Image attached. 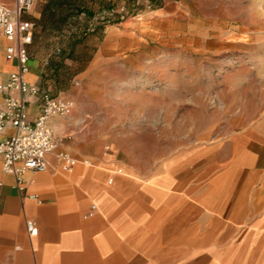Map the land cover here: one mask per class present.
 Here are the masks:
<instances>
[{
  "label": "rangeland",
  "instance_id": "374dc122",
  "mask_svg": "<svg viewBox=\"0 0 264 264\" xmlns=\"http://www.w3.org/2000/svg\"><path fill=\"white\" fill-rule=\"evenodd\" d=\"M84 2L90 14H79L62 29V36L39 29V47L46 44L54 50L50 60L57 67L49 69L61 96L71 99L75 91L79 97L94 96L103 76L105 90L116 93L119 115L125 118L114 138V162L120 168L110 169L102 194L125 214L123 223L142 226L145 189L153 187L148 182L169 173L160 172V164L180 151L185 158L205 134L216 136L264 120V0ZM40 8L37 0L27 14L36 15ZM111 8V21L96 19ZM103 25L115 27L116 34L104 33ZM100 47L102 56L96 59ZM88 68H111L117 78L110 80L99 69L86 72ZM143 94L144 117L137 115ZM92 180L80 190L87 203L99 208L94 193L100 191ZM181 193H190L188 184L181 186ZM253 220L219 234L217 240L224 243L211 248L218 253L213 263H206V255L191 259L167 252L160 264H264V224ZM199 235L208 240L205 233ZM134 264H142L141 257Z\"/></svg>",
  "mask_w": 264,
  "mask_h": 264
},
{
  "label": "crops",
  "instance_id": "0c3cea01",
  "mask_svg": "<svg viewBox=\"0 0 264 264\" xmlns=\"http://www.w3.org/2000/svg\"><path fill=\"white\" fill-rule=\"evenodd\" d=\"M4 1L12 4V0ZM38 1L42 7L46 0ZM40 11L25 15L34 23L26 79L53 96H61L49 69L57 67L50 60L54 50L45 48L46 44L39 47V29L47 31L35 23ZM103 26L110 37L116 34L115 27ZM55 32L62 36L63 30ZM6 45L0 36V83L15 66L5 58ZM102 49L97 50L96 59L102 56ZM95 69L110 80L117 78L111 68H88L86 72ZM102 78L94 96L70 93L74 102L71 112L49 120L57 148L46 154V170L23 175L25 190L17 188L12 174L3 172L0 157V264H134L135 257H141L142 264H160L167 252L178 258L206 255V263H213L218 253L211 248L224 243L217 240L219 234H230L252 219L256 225L264 224L263 214L253 218L264 211V120L216 136L205 134L185 158L180 151L168 163L160 164V172L168 169L169 173L148 182L153 187L145 189V225L123 223L125 214L102 193L110 169L120 168L114 162V138L125 118L119 115L116 93L105 90ZM141 97L138 110H142L137 115L144 117L145 95ZM148 105L147 110L154 102ZM27 112L30 119L37 116L36 98L29 99ZM11 133L0 132V140ZM64 151L78 160L71 171L60 168L58 154ZM88 178L100 191L94 193L99 208L95 202L87 203L85 191L80 190ZM187 184L190 193L186 195L181 186ZM92 204L96 210L86 217ZM26 220L35 222L36 235L27 233ZM204 233L208 240L199 235ZM242 257L244 261V252Z\"/></svg>",
  "mask_w": 264,
  "mask_h": 264
},
{
  "label": "built area",
  "instance_id": "2783aa9c",
  "mask_svg": "<svg viewBox=\"0 0 264 264\" xmlns=\"http://www.w3.org/2000/svg\"><path fill=\"white\" fill-rule=\"evenodd\" d=\"M37 0H12V4L0 0V36L7 41L5 58L14 61L15 66L7 79L0 83V132L12 130V133L0 140L2 170L12 174L19 190H25L23 175L35 173L47 168L46 154L57 148L49 120L53 117L67 116L74 107L70 98L53 96L48 90L26 79L29 72V46L33 41L34 23L25 19ZM99 14L96 19L103 20L111 15ZM30 98L38 100V114L30 119L27 106ZM62 163L61 170L71 171L78 162L68 152L58 154ZM86 163V161H84ZM33 198L40 202L38 195ZM96 205L92 204L86 214L92 216ZM26 231L30 236L38 232L32 220H26Z\"/></svg>",
  "mask_w": 264,
  "mask_h": 264
},
{
  "label": "trees",
  "instance_id": "16d2710c",
  "mask_svg": "<svg viewBox=\"0 0 264 264\" xmlns=\"http://www.w3.org/2000/svg\"><path fill=\"white\" fill-rule=\"evenodd\" d=\"M111 10H114V8H111ZM40 13L41 15L35 20V23L51 31L62 30L81 13L90 14L84 0H46L41 7ZM113 13L103 20L111 21ZM115 15L119 18L118 14Z\"/></svg>",
  "mask_w": 264,
  "mask_h": 264
}]
</instances>
